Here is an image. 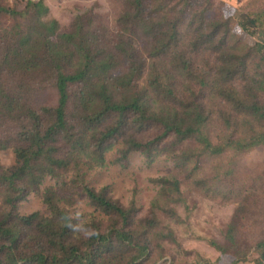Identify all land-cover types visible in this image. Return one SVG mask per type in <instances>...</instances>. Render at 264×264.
<instances>
[{
    "label": "trees",
    "instance_id": "1",
    "mask_svg": "<svg viewBox=\"0 0 264 264\" xmlns=\"http://www.w3.org/2000/svg\"><path fill=\"white\" fill-rule=\"evenodd\" d=\"M21 1L27 3L25 11L0 6V15L16 21L33 15L37 21L26 28L17 23L21 32L17 29L4 31L7 40L14 41L9 45L4 64L23 72L38 71L43 65L55 71L59 102L54 108H44V113L52 117L47 128L36 111L28 109L37 122L36 128H25L26 132L21 135L23 143L15 148L16 165L12 169L0 168V185L6 192L4 203L9 207L0 219V264H120L115 258L118 250L131 247H136L140 253L148 250L147 242L142 240L146 234L139 235L132 208L123 207L109 198L104 190L97 191L85 183L81 188L90 202L110 218L106 228L96 221L86 225L87 228L95 227L87 236L79 233L74 218L61 204L63 198L53 186L48 187L44 198L52 216L39 212L23 215L17 211L20 201L25 200L32 188H37L46 176L57 177L62 170L71 168L81 171L85 166L104 165L106 153L119 138H123L127 146L124 154L138 150L150 162L164 150L160 143L169 140L175 147L194 142L201 153L212 155H221L229 149L242 151L264 145V133L256 132L264 129V45L257 42L254 49L247 48L246 54L243 48L239 49L233 32V20L236 19L238 26L257 40L258 34L261 37L257 32L262 28L260 18L246 14L236 17L234 14L231 18L219 20L210 18L206 10H193V2L188 0H183L185 7L181 10L177 9L178 4L167 10V0H154L157 4L155 10H151L152 0H127L121 21L136 28L134 35L140 43L142 37L147 44L152 43L148 58L155 63L150 71V89L142 88L130 96L126 93L130 78L132 75L138 77L133 68L126 74L112 75L110 72L115 69V64L106 57L99 59L100 56L92 54H87L85 60L78 59V64L73 65L71 56L77 53L72 47L74 35H59L56 20L43 21L49 14L45 0ZM36 35L46 42L31 45L37 40L34 39ZM65 37L69 38L67 44L54 42L55 38L61 40ZM185 39H190L191 53L199 55L202 51H211L218 56L216 62L208 69H195L194 59L186 49H180ZM261 39L264 40V36ZM206 44L211 46L206 49ZM130 45L132 53L139 56L133 40ZM76 48H81L80 44H75ZM42 51H45V57L39 59L38 54ZM171 55L178 57V62L171 61V66L189 83L187 90H180L178 80L169 83L173 76L171 71L165 67L161 71L164 64L157 63ZM254 56H259L260 60L251 77L248 64ZM143 67L141 63L140 69ZM236 80L244 84L241 91L231 87ZM75 84L83 85L82 95L87 97H82L76 105L82 111L84 130L71 134L76 127L68 119L69 88ZM193 84L198 85V91ZM118 88L123 89L119 92L123 97L116 100ZM207 90L224 109L232 107L238 120L235 135L218 144L207 135L210 121L204 104ZM86 92L88 95L83 94ZM11 106L13 109L12 100ZM20 106L17 104V108ZM226 113L223 114L227 117L224 126L228 131L232 128V116ZM114 118L116 122L108 124ZM104 124L107 126L101 128ZM246 127L251 131L250 138H247L249 132L241 133ZM149 128H155L161 134L147 141L129 134L131 130L143 133ZM62 140L68 141L67 145H61ZM179 157L186 158L187 153L182 152ZM79 181L84 182L82 176ZM161 181L168 183V179ZM260 247L263 248L264 243Z\"/></svg>",
    "mask_w": 264,
    "mask_h": 264
},
{
    "label": "rangeland",
    "instance_id": "2",
    "mask_svg": "<svg viewBox=\"0 0 264 264\" xmlns=\"http://www.w3.org/2000/svg\"><path fill=\"white\" fill-rule=\"evenodd\" d=\"M188 1L193 2V10H206L208 17L218 20L231 18L234 14L235 17L246 14L251 18L264 19V0ZM45 4L49 14L43 21L49 23L56 20L59 35H74L72 47L77 53L71 56L73 65L78 64V59L85 60L87 54L100 56L99 59L101 56L106 57L107 61L116 66L110 74L123 75L130 72L131 68L138 74V77L132 75L130 78V87L126 91L128 95L149 88V81H152L150 71L155 64L148 58L152 43L147 44L143 37L140 43L134 35L136 28L121 21L127 9V0H45ZM152 4L151 10H155L157 4L154 0ZM167 4V10L175 8L177 4L178 10L185 7L183 0H167ZM0 6L25 11L27 3L21 0H0ZM36 21L33 15L22 21L0 15L1 170L12 169L16 165L15 148L23 143L21 135L26 132L25 128H36L37 122L28 109L35 110L42 118L44 128H47L52 117L44 113V108H54L59 102L55 71L43 65L38 71L23 72L4 64L9 45L14 44V41L7 40L4 31L17 29L21 32L17 23L26 28ZM233 25L238 47L243 48L244 53L247 54L249 48L254 49L257 42L264 45L261 39L264 28L257 29L261 37L258 34L256 40L238 26L236 19ZM34 39L37 40L31 45L46 42L39 35ZM131 40L140 57L132 53ZM68 41L67 37L54 39L57 43L67 44ZM75 44H80L81 48L75 49ZM189 45L190 39H185L180 49H186L194 59L195 69H208L216 62L218 56L211 51H202L196 55L191 53L193 49ZM210 46L206 44L205 47L207 49ZM43 54L45 51L39 52L38 58L43 59ZM259 60V56H254L249 61L251 77L254 76V66ZM171 61L178 62V57L171 55L157 63L164 64L161 71H164V67L171 71L173 76L169 83L178 80L180 90H187L189 83L179 71L172 68ZM141 63L142 66L144 64L142 70ZM193 85L198 91V85ZM243 85L236 80L231 87L241 91ZM83 89V85L78 84L69 88L68 119L76 127L71 134L84 130L80 116L82 111L76 108L81 98L87 97L82 95ZM122 90L118 88L116 100L123 97L122 93L119 94ZM83 94L88 95L87 92ZM205 94V109L207 116H210L207 135L214 144H218L235 135L238 120L232 107L224 109L221 102L214 100L210 90ZM17 104L21 106L17 108ZM226 111L232 116V128L228 131L224 126L227 117L223 114ZM115 122L114 118L108 124ZM105 126L107 124L101 128ZM248 132L250 134L247 138H250L248 127L241 133ZM256 132L264 133V129H257ZM129 134L147 141L161 134V131L149 128L143 133L131 130ZM67 142L62 140L61 145H67ZM126 148L124 139L119 138L106 153L104 165L92 168L85 166L81 171L71 168L68 171L62 170L57 177L46 176L37 188H32L25 200L20 201L17 211L23 215L39 212L44 216H52V210L44 198L48 187L53 186L63 198L61 204L74 218L79 233L87 236L88 231H93L95 227L87 228L86 225L96 221L106 228L110 218L90 202L81 188L85 183L97 191L104 190L109 198L123 207L132 208L139 235L146 234L142 240L147 242L148 250L145 253H140L136 247L118 250L115 258L120 264H264V247H260L264 243V145L242 151L229 149L221 155H212L201 153L194 142H185L175 147L172 140H169L160 143V148L164 150L152 162L138 150L124 154ZM182 152L187 153L186 158L179 157ZM81 176L84 182L79 181ZM162 179H168V183H162ZM5 193V188L0 185V219L9 210L4 203Z\"/></svg>",
    "mask_w": 264,
    "mask_h": 264
},
{
    "label": "crops",
    "instance_id": "3",
    "mask_svg": "<svg viewBox=\"0 0 264 264\" xmlns=\"http://www.w3.org/2000/svg\"><path fill=\"white\" fill-rule=\"evenodd\" d=\"M242 5H244V3L242 4ZM263 18L261 19V21H262V28H264V25H263ZM263 31H264V29H263Z\"/></svg>",
    "mask_w": 264,
    "mask_h": 264
}]
</instances>
